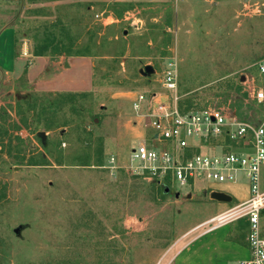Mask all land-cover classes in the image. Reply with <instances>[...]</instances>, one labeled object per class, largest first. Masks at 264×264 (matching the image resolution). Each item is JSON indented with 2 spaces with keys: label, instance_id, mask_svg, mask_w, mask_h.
Wrapping results in <instances>:
<instances>
[{
  "label": "rangeland",
  "instance_id": "obj_1",
  "mask_svg": "<svg viewBox=\"0 0 264 264\" xmlns=\"http://www.w3.org/2000/svg\"><path fill=\"white\" fill-rule=\"evenodd\" d=\"M7 24L18 50L51 61L90 56L95 69L93 90L82 93L39 92L26 76L0 72V264H172L193 239L184 255L203 249L196 264H236L224 244L208 245L226 233L246 247L247 218L210 232L217 222L200 224L224 205L232 211L246 202L247 181L214 184L233 197L225 204L198 197L201 182L131 174L132 146L160 151L132 99L147 96L143 111L154 97L173 106L161 81L174 63L182 112L221 106L257 122L262 108L247 101L241 83L264 61V0L0 1V31ZM146 67L154 73L143 76ZM139 121L142 136L129 144ZM260 232L264 238V210Z\"/></svg>",
  "mask_w": 264,
  "mask_h": 264
},
{
  "label": "built area",
  "instance_id": "obj_2",
  "mask_svg": "<svg viewBox=\"0 0 264 264\" xmlns=\"http://www.w3.org/2000/svg\"><path fill=\"white\" fill-rule=\"evenodd\" d=\"M258 77H246L241 86L247 101L262 107L263 116L257 122L242 121L228 107L210 106L201 111L183 113L178 103V76L174 63L162 73V87L174 93V105L159 103L151 111H143L147 96L139 95L133 103L138 117L147 118L153 132L152 142H140L132 150L129 171L133 175L146 174L152 181L162 183L168 177L180 186L194 187L199 182L238 184L246 180L251 197L237 209L213 219L215 229L228 222L247 218L250 257L240 264H264V238L260 232L264 210L261 174L264 168V61L256 64ZM209 143L210 152H202ZM211 144V146H210ZM170 145V147H169ZM172 146V147H171ZM197 149L198 152H195ZM111 169L116 161L111 159ZM239 175L242 177L240 178ZM214 192L210 190L209 194Z\"/></svg>",
  "mask_w": 264,
  "mask_h": 264
},
{
  "label": "crops",
  "instance_id": "obj_3",
  "mask_svg": "<svg viewBox=\"0 0 264 264\" xmlns=\"http://www.w3.org/2000/svg\"><path fill=\"white\" fill-rule=\"evenodd\" d=\"M0 1L9 2L17 5L23 3V0H0ZM18 47L19 45L17 43L16 29L13 26V24H7L0 31V72L3 75H5V77L19 79L22 76H26L27 80L35 87V89L43 93H62V92L82 93V92H91L93 90L94 69H95L93 57L76 56L67 59L61 56L57 60L51 61L44 56L31 55L27 46L21 45L20 50H18ZM256 77H258V74ZM137 98L138 96L133 97L132 105L137 100ZM152 101L154 105H148L146 107V111L155 109L159 103H166L164 100H161V98L159 97H154ZM142 124H144V122L142 121L135 122L133 124V130L131 134L127 135V138H129L128 139L129 144L133 140H135L133 143L136 144L138 138H141L143 133ZM149 129L151 131L150 127ZM136 131L142 132L139 133L141 135L135 133ZM152 138H153V132L151 139ZM119 143L121 144L122 141L120 140ZM158 146L161 145L158 144ZM133 149L134 146H132L131 149H129V153ZM203 185L204 188L198 189L200 190L197 194L198 197L200 196L207 197L210 190H213L214 192H223L227 194V192H225L222 189L214 188L213 186L205 183ZM189 195H187L186 197L188 198ZM194 196L195 195H191L192 199L194 198ZM242 198L243 197H238V200H242ZM226 206L227 205L221 207L217 211L216 215L212 216L210 219L200 224V226L202 227V225L211 223L213 219L227 213L229 209ZM231 222H235V221H231ZM227 226L229 225L227 224V225L219 226L215 229L226 228ZM241 227L243 228L244 226L241 225ZM215 229L211 228L208 232L213 231ZM248 237L246 239L247 242L246 247H242L241 245H239V240H237L236 238L234 239L231 238V242H228L226 233L221 234V236L219 237L215 236L213 238V241L208 246L210 247L214 245L216 247L217 243L224 244L227 247L229 253L232 252L234 254H237V255H233L234 257L233 256L232 257L236 261L235 262L236 264H240L242 261L247 260L250 255ZM190 242L181 247V249L175 255L172 264H196L194 260L198 258L200 252L203 249H199L198 252H196V254H193L192 256L191 254L184 255L186 251H189L191 249ZM240 254H242V257L239 258Z\"/></svg>",
  "mask_w": 264,
  "mask_h": 264
},
{
  "label": "water",
  "instance_id": "obj_4",
  "mask_svg": "<svg viewBox=\"0 0 264 264\" xmlns=\"http://www.w3.org/2000/svg\"><path fill=\"white\" fill-rule=\"evenodd\" d=\"M154 73V69L152 67H146L144 69V71L141 72V74L143 76H148V75H152ZM242 81H244V79H242ZM42 139L45 140V134L44 133H41L40 134ZM165 188V193H169L170 192V188L168 187H164ZM210 196V199L213 200V201H217V202H220V203H225V204H229L233 201V197L226 194V193H223V192H212L209 194ZM180 197V194L179 193H176V198H179ZM191 198V195L188 196V199ZM20 232V229H17L15 231L16 234H19Z\"/></svg>",
  "mask_w": 264,
  "mask_h": 264
},
{
  "label": "trees",
  "instance_id": "obj_5",
  "mask_svg": "<svg viewBox=\"0 0 264 264\" xmlns=\"http://www.w3.org/2000/svg\"><path fill=\"white\" fill-rule=\"evenodd\" d=\"M35 56H42V55H38V54H36Z\"/></svg>",
  "mask_w": 264,
  "mask_h": 264
},
{
  "label": "bare ground",
  "instance_id": "obj_6",
  "mask_svg": "<svg viewBox=\"0 0 264 264\" xmlns=\"http://www.w3.org/2000/svg\"><path fill=\"white\" fill-rule=\"evenodd\" d=\"M131 226V225H130ZM128 228H130V227H128Z\"/></svg>",
  "mask_w": 264,
  "mask_h": 264
}]
</instances>
